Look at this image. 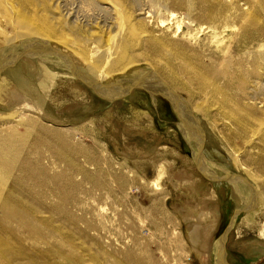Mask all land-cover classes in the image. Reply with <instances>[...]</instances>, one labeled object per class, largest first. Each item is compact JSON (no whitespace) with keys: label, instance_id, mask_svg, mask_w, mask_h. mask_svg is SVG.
Wrapping results in <instances>:
<instances>
[{"label":"rangeland","instance_id":"obj_1","mask_svg":"<svg viewBox=\"0 0 264 264\" xmlns=\"http://www.w3.org/2000/svg\"><path fill=\"white\" fill-rule=\"evenodd\" d=\"M118 1L122 2L121 8L126 15L132 18L136 17L137 10L144 5V1L135 3L133 0H131L133 3L130 0ZM234 1L239 8L237 11L234 9ZM77 2V0H66V9L74 8ZM101 4L100 6L103 7ZM155 5L153 4L155 9H152L155 17L153 23L165 21L166 25L160 31L153 25L156 34L167 31L172 36L174 34L177 40L183 42L186 40L185 43L195 45L194 48L198 47L202 50L212 45L214 47L221 45L222 41L217 36L225 27L226 16L232 20L240 13L251 12L264 23V0H157ZM251 7L255 9L252 11ZM78 12L80 15L92 16V24L111 16V13L90 12L81 5ZM170 14L176 16L174 22H170ZM182 15H189L193 22L197 20L194 24L187 25L188 20L179 17H183ZM97 19L99 21H96ZM177 23L181 25L179 33L174 28ZM100 24L102 26V23ZM209 28L212 30L214 28V31L209 33ZM231 36L229 34L227 40ZM227 40L222 43L223 47L229 44ZM1 56L2 51H0ZM135 67L125 79L131 81L143 77L142 85L145 84L148 89L154 87V92L160 97H156L159 101L155 103V106L157 105L155 112L148 94L136 90L137 97L134 101L140 103L134 111L148 114L153 121L151 127L146 125V121L135 122L131 127V122H127L128 117L123 118L124 116L118 118L120 122L115 121L116 119L107 114L111 105L105 103L93 91L90 97L85 96L87 102H81L82 104L75 102L70 93L62 94L63 97L56 99V104L53 103L57 108L54 119L59 123L47 121L48 119L40 122L33 119L34 115L22 113L28 114V117L21 124L24 126L33 124L32 128L35 132L33 131L30 140L35 137L37 139V146L33 148L34 150L31 148V160H39L38 164L44 167L49 175L66 174L61 180H55L49 185L48 190L41 187L45 184L42 183V178L38 177L41 180L36 192L23 193L25 199L18 197L19 200L24 199L25 202L36 207L33 216L37 219L42 218L39 220L46 223L45 232L47 230L54 232L51 233L48 243L34 242L30 239L19 240V243L10 242L13 252L23 253L22 260L18 259L20 263L29 260L28 264H61L53 255L48 254L57 243L61 242L65 250H74L77 258H80V264H214V241L222 233L234 212L235 203L231 200L230 187L221 182L223 184H219L214 189L209 184L203 186L196 182L192 190L187 188L188 181L193 180L192 176L196 177L198 170L190 147L184 141V135L174 125L180 120L161 96V94L165 96L164 86L151 67L140 63ZM51 70L54 73L57 71L54 68ZM148 71L156 78H144L142 74ZM2 75L7 83L19 84L21 87L23 83L20 82L25 79L31 84L32 81L34 83L41 81L42 72L37 69L34 73L30 65L17 63L10 70H5ZM70 87L71 85L63 86L61 91L68 92L64 88ZM134 89H129L126 94ZM181 99L183 100L182 97ZM53 104L47 103L43 106L49 109ZM19 108L18 105L0 107V119H6L7 115ZM29 117L30 119L27 120ZM195 118L199 121L203 135L205 134L202 149L204 158L221 165L230 174L246 179L240 174L239 166L227 153L231 148L226 145L224 138L230 139L236 136L231 126L229 129H220V133L217 134L208 120L203 121L201 116ZM12 121L4 120L7 123ZM17 131L23 132V129L17 127ZM239 141V139L233 140L234 146L237 145L234 152L241 155L243 146ZM175 153L181 154V158L177 159ZM159 163L165 164V169L172 165L167 172L172 176L175 185L165 178L162 182V190L158 191L152 186L151 181L156 175ZM246 168H249L250 172L255 171L251 165ZM260 177L263 180L259 181L257 189L247 181L252 190L255 189V196L258 194L259 205L255 206L256 201L253 199L251 208L255 206L254 211L247 215L249 208L240 214L228 235L225 245L228 264H264V172ZM236 183L240 190V198L247 203L250 187L248 192L246 186L239 185L241 183L238 181ZM17 184L21 185V183ZM8 185L17 186L12 182ZM57 186L65 187L63 194L65 197L56 192L54 188ZM213 192L217 194L216 198L212 195ZM18 198L16 196V199ZM14 201L16 202L15 198ZM194 229H196L195 237H193ZM191 235L193 238L190 237ZM50 239H53L52 242ZM192 240L198 246H194ZM68 264H77V262L71 259Z\"/></svg>","mask_w":264,"mask_h":264},{"label":"bare ground","instance_id":"obj_2","mask_svg":"<svg viewBox=\"0 0 264 264\" xmlns=\"http://www.w3.org/2000/svg\"><path fill=\"white\" fill-rule=\"evenodd\" d=\"M65 1L0 0V51H2L0 57V107L20 106L18 110L7 115L6 119H0L2 121L0 122V264H22L18 259L22 260L23 253L13 252L10 246L12 241L17 243L19 240L30 239L34 242H49L53 231L45 232L46 223L39 220L42 218L37 219L33 216L36 207L25 202L24 194L36 192L41 180L38 177H41L42 183L45 184L41 187L48 190L49 185H52L55 180H61L66 174L49 175L47 170L38 164L39 160H31L30 155L33 148L37 146V139L35 137L32 141L30 140L35 132L32 128L33 124H29L30 126L25 124V128L21 123L28 117V114L22 113L27 112L34 115L33 119L40 122H45L48 119L47 121L59 123L54 119V113L57 110L56 99L63 97L62 94L70 93L75 102L81 103L86 101V95L90 97L92 91L78 78L62 70L58 66L61 63L57 65L56 62L33 56L32 54L36 55V52L40 51L29 47L34 41L45 43L50 49L57 50L64 61H68L72 68L74 67L93 83L107 86L109 91L105 90L106 94H103L106 95L105 98L112 95L111 100L106 101L99 97H104L101 93L94 92L95 95L109 106L111 105L107 112L111 118L117 121L121 116L128 117L127 122H131V127L138 121H146V125L150 127L153 124L148 114L134 111L140 103V101H134L137 91H145L148 94L153 108L159 101L156 98L159 96L154 92V87L148 89V86L142 85L143 77L131 81L125 78L130 75V70L139 63L151 67L163 82L159 81L164 86L165 96L163 94L161 96L179 118L180 121L175 123V126L185 136H183L184 141L190 147L198 173L204 177L198 173L196 177L192 176L193 180L188 181L187 188L192 190L196 186V182L203 186L209 184L214 189L224 182L231 188V200L235 203L234 211L238 210V213L233 218L222 247L221 260L223 264H228L225 252L228 235L233 230L239 215L252 206L253 199L256 201L255 206L259 205L258 194L255 196V189H252L254 187L257 189L259 181L263 180L260 179V174L264 172V23L257 16L255 17L254 13L248 11V13L238 14L232 20L226 16V18L224 17L227 19L225 27L220 30L217 37L224 43L227 36L231 34V38L229 36L227 40L229 44L223 47L221 43L220 46L212 45L202 50L198 47L194 48L195 45L185 43L186 40L184 42L180 39L177 40L174 34L172 36L167 31L155 33L153 25L159 28V31L166 26L165 21L153 23L155 17L152 9H155L153 4L156 6L157 0H133L134 3L144 1V5H141L137 10L134 18L126 15L121 8L122 2L118 0H77L76 8L70 10L66 9ZM80 5L85 6L90 12L111 13V16L103 21L96 20L102 23V26L99 22L92 24V16L80 15V11L78 12ZM237 8L235 3L236 11ZM254 9L255 7H251L252 11ZM179 17L186 18L187 25H192L197 20L195 19L193 22L189 15ZM170 18V22L176 20L175 15L170 14ZM174 28L179 33L181 25L177 23ZM104 29L107 31H103ZM213 31L214 28L213 30L209 28L208 32ZM227 33L229 34L227 35ZM17 63L30 65L34 73L40 69L42 72L41 81L37 83L32 81L33 85L27 79L22 80L20 82L23 83L22 88L19 84L7 83L1 74L5 70L13 68ZM49 66L57 70L56 73L52 72V68ZM152 74L148 71L142 75L148 79L149 77L156 78ZM252 84L253 86H251ZM66 85H71V87L64 88L68 92H62L63 86ZM131 88L135 89L126 94ZM115 98L118 99L114 100ZM47 103L55 104L46 109L44 106ZM66 103L68 102L66 101ZM186 113L191 114V119L183 117L182 114ZM195 116H201L203 121L208 120L211 128L217 134L220 133V129H229L231 126L232 132H235L236 136H229L230 139L224 138L226 145L231 148L229 152H226L231 156V160L239 166L240 174L246 179L240 178L246 184L241 180L231 178V180L229 179L233 185L231 186L230 182L223 180L224 175L230 173L221 165L209 162L204 158L202 149L205 134L203 135L199 121ZM29 119L30 117L27 120ZM4 120H13V124L4 122ZM17 127H21L23 132L17 131ZM235 139H239V143L243 146L241 155L234 152L237 147L233 143ZM35 149L38 150V148ZM78 150L81 152L80 149ZM180 155L175 153L177 159L181 158ZM249 165L255 168L254 172H250L249 168H246ZM171 166L167 167L166 165V172ZM218 168H221L222 171ZM193 170L195 171V168ZM166 179L173 184L172 176L169 173L166 175ZM236 181L241 183L239 185L246 186L248 192L250 184L252 185L250 195L246 198L247 203H244L240 198V190ZM11 182L17 186H9L8 184ZM58 186L54 188L56 192L61 195L65 194V187ZM212 195L214 198L217 196L215 192ZM16 196L24 199H16ZM62 200L64 199L62 198ZM255 206L250 208L246 214L254 211ZM194 230L193 237L196 235V229ZM210 233L211 231L209 236ZM52 240L50 239L51 242ZM191 243L196 245L194 240ZM219 250V248L213 249L214 264H219ZM55 253L58 255L54 256ZM48 254L53 255L55 260L58 259L61 264H68L71 259L80 264V258H77L74 250H65L61 242L57 243ZM27 262L23 264H28Z\"/></svg>","mask_w":264,"mask_h":264},{"label":"water","instance_id":"obj_3","mask_svg":"<svg viewBox=\"0 0 264 264\" xmlns=\"http://www.w3.org/2000/svg\"><path fill=\"white\" fill-rule=\"evenodd\" d=\"M32 49H38L40 50L39 52H36V55L35 54H32L33 56H35L36 58H44V59H47L49 61H53V62H56L57 65L59 63H61V65L59 64L58 66L62 69V70H65L66 72H69L70 74H72L73 76H75L76 78H78L83 84H85V86L91 88V90L95 93H101V95H104L103 96H99L101 98H104L106 101H109L111 100L112 98V95L109 96L108 98H105V90L109 91L108 90V87L105 86V85H101V84H95L93 83V81L91 82L90 79L86 76H83L82 74H80L74 67L72 68V66L70 65V63L68 61H64L61 57H60V54L57 52V50H52L50 49L45 43H42V42H39V41H34L32 43L31 46ZM57 58V59H56ZM67 62L69 64V66L67 65ZM105 93V94H103ZM108 96V94H107ZM183 117L185 118H188V119H191V114L189 113H186V114H182ZM212 178V177H211ZM234 179V180H241L243 183L246 184L245 181H243V179L240 178V176L236 175V174H227V175H224L223 177V180L227 181V182H230L229 179L231 180ZM230 185H232V183L230 182ZM251 208V207H250ZM242 210H246V209H242ZM238 213V210H235L232 215L230 216L229 220H228V223L227 225L225 226V228L223 229L222 233L220 234V236L216 239L215 243L213 244V249L216 250V248H219V257H218V262L219 264H223L222 260H221V256H222V247H223V244H224V241H225V236L226 234L228 233L230 227H231V224L233 222V218L234 216ZM218 246V247H217Z\"/></svg>","mask_w":264,"mask_h":264},{"label":"clouds","instance_id":"obj_4","mask_svg":"<svg viewBox=\"0 0 264 264\" xmlns=\"http://www.w3.org/2000/svg\"><path fill=\"white\" fill-rule=\"evenodd\" d=\"M167 172L165 169V165L161 163L157 168V172L155 177L152 179L151 183L153 187H155L158 191L162 190V182L166 178Z\"/></svg>","mask_w":264,"mask_h":264},{"label":"flooded vegetation","instance_id":"obj_5","mask_svg":"<svg viewBox=\"0 0 264 264\" xmlns=\"http://www.w3.org/2000/svg\"><path fill=\"white\" fill-rule=\"evenodd\" d=\"M145 94H147V93H145ZM148 96V95H147ZM168 106V105H167ZM156 108H157V105L155 106V109H154V111L156 112ZM171 109V108H170ZM175 125V124H174ZM228 185V184H227ZM231 189V188H230ZM235 208V207H234Z\"/></svg>","mask_w":264,"mask_h":264}]
</instances>
